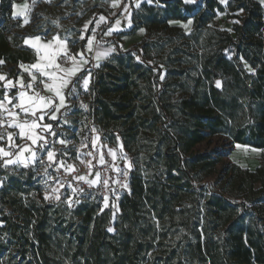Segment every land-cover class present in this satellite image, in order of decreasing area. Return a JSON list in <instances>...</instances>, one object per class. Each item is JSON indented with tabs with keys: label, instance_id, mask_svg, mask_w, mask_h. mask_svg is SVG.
I'll return each instance as SVG.
<instances>
[{
	"label": "trees",
	"instance_id": "trees-1",
	"mask_svg": "<svg viewBox=\"0 0 264 264\" xmlns=\"http://www.w3.org/2000/svg\"><path fill=\"white\" fill-rule=\"evenodd\" d=\"M16 1L0 0V61L14 64L13 79L16 65L36 59ZM219 13L231 30L211 25ZM191 18L189 32L173 24ZM132 22L121 35L145 28V37L90 70L88 110L70 113L130 156L118 210L94 198L49 202L35 166L18 176L0 169V264H264L262 4L150 0ZM213 135L262 149L261 165L218 170L220 153L195 149Z\"/></svg>",
	"mask_w": 264,
	"mask_h": 264
},
{
	"label": "rangeland",
	"instance_id": "rangeland-1",
	"mask_svg": "<svg viewBox=\"0 0 264 264\" xmlns=\"http://www.w3.org/2000/svg\"><path fill=\"white\" fill-rule=\"evenodd\" d=\"M144 1L150 2V0H50V2L48 0H26L28 8L23 13V30L21 33L31 38L28 41H32L36 47L45 45V41L50 40L59 43L67 42L71 47V51L66 52L67 56L64 53L60 54L59 57L57 56L58 62L68 64L71 61L68 57L81 59L79 53L83 52L84 59L87 60L84 67L87 73V71L95 68L97 64L100 65L104 60L108 59L114 52L128 50L137 45L145 37V28H142L143 30H137L130 35H121V33L117 32H127L132 28L133 13ZM137 5L139 6L137 7ZM101 17L104 19H101ZM25 20L28 22L25 23ZM117 21H119L118 25ZM231 22L224 14L218 16L214 24L217 26H230L231 28ZM109 31H111V35L107 34ZM82 35L84 39H81ZM36 37L40 39L36 40ZM54 37H59V40H54ZM89 38H92L91 50H88L86 47V42ZM109 49H114V51L109 52ZM106 52L108 54L106 56L103 55ZM1 61L3 63L0 64V75H3L5 79L0 80V90L5 89L4 84L8 80L13 79L9 78V76L11 67L14 66V64L7 60ZM23 64L21 63L15 66L18 73H20V68ZM247 68L249 69L250 67L247 66ZM29 76V74H26L27 78ZM36 78V82L33 85L34 91L44 93L46 76L39 74ZM73 88L75 89L74 91ZM82 91L83 88L79 87L75 82L68 85L67 107L63 111L62 116L53 120L51 123L52 130L56 133V136H50L46 132L43 133L51 142L48 148L55 153V161L64 160L66 165H73L75 171L66 172L63 168L56 171V163H51V166H49L50 162L48 158H42L40 156L39 162L35 166L34 180L43 188L44 196L47 194L50 197L47 199L49 202L63 203L72 208L84 200L94 198L101 204L102 208H106L104 206V198L107 197V207L118 210L119 201L126 188L122 187L120 183L114 182L117 181L116 176L119 172L117 169L121 170L127 167V175H124L126 178L124 184L127 185L133 164L129 154L118 147L117 144L119 142L114 145L109 144L108 149L104 148L103 155L106 158L105 163L103 165L98 163L99 147L97 143L96 147H93L95 138L100 137L97 131L92 130L90 133H86L83 124L84 118L81 116H70L68 114V110L72 109L68 108L70 105H74L73 108L86 110L87 99L82 94ZM13 92L14 90L10 91L11 97H14L15 93ZM5 131V126L0 127V137H3L0 143H3L5 139ZM75 134L77 136H74ZM57 139H62L65 143H55ZM109 149L115 152V158L109 155ZM195 149L197 151L214 150L220 153L222 159L217 166L218 170L222 169L224 163H235L242 168L255 170L261 165L263 157L262 149L234 143L224 135H213L206 141L199 143ZM39 150L41 153H45L48 149L46 148L43 151L41 149ZM89 150H93L95 153L94 157L90 160L87 159ZM65 152L67 155H63ZM89 161H91V166L88 163ZM129 164L131 165L130 167ZM88 167L89 169L85 171L84 168ZM101 167H107L109 169V183L103 193L96 191L95 194H91L89 192H94L99 187V184L89 187L87 182L74 179L76 176H85L87 178L86 175H90L91 170H96L100 173ZM20 168L19 166L5 165L2 163L0 157V169L8 175H21ZM217 176L218 173L210 177L209 180L214 181ZM3 179L4 176L0 175V188L3 185ZM57 181H59V184ZM60 184H63V187H60ZM53 188L59 189L58 193H56L60 196L59 200L54 198L55 194L52 193ZM73 189L77 190L75 195L72 194ZM80 189H83V191H80ZM68 199L72 201L71 205L66 202Z\"/></svg>",
	"mask_w": 264,
	"mask_h": 264
},
{
	"label": "snow or ice",
	"instance_id": "snow-or-ice-1",
	"mask_svg": "<svg viewBox=\"0 0 264 264\" xmlns=\"http://www.w3.org/2000/svg\"><path fill=\"white\" fill-rule=\"evenodd\" d=\"M48 2H50V0H48ZM186 3L191 2V0H185ZM221 3H226V0H221ZM139 5H137L138 7ZM242 11V9H241ZM101 19H104L103 17H101ZM28 21L25 20V23H27ZM130 23V22H129ZM189 23H191L189 21ZM234 23H239V21H234ZM119 24V21H117V25ZM87 27V26H85ZM108 35H111V31H109L107 33ZM36 40H39V37L35 38ZM54 40H59V37H54ZM81 39H84V36H81ZM91 46H92V38H89L86 42V47L88 50H91ZM42 47L45 49L44 52V59L47 60V64L42 66L39 63L32 65L31 67L36 69L42 76H47L49 78V80L51 81V83H46L45 87L51 91L53 93V96L51 97H44L41 96L39 93L34 92L32 95H27V92L24 91L23 89L25 88V85L23 83V79L22 77L19 78L17 80V83L19 84L20 87V91L17 93V95L15 97H8L7 95V91L10 90L14 85L13 82L11 80L7 81V83L4 84V88H5V93L3 97H0V114L3 113H7L8 117H13L14 119L12 120H8V127H15L17 129H19V136L21 139H24L26 137L27 140L31 141L32 145H36L38 142H40V149L43 151L46 148L48 149L46 151V155L48 158V161L50 162L49 166H51V163H56L57 167H56V171H59L61 168H63L66 172H73L75 171V167L73 165H66L64 160H60V161H55L54 157H55V153L48 148V145L51 143L46 136L43 135V133H48V135L50 136H56V133L52 130V125L51 124H43V123H38V122H42L44 120L45 115L48 116L49 120H56L57 116L56 113L60 111V108L64 106L65 104V97L61 91V89L63 87H66L67 84L69 83V80L64 77V76H58L56 71H46V68H52L55 67L57 70L59 71H64L62 69L59 68V65H56L55 62V57L58 55V53L56 52H52L49 53L47 50L51 47V43L49 44H45L42 45ZM40 49L37 48V52H39ZM110 51H114V49H109ZM108 53H103V55H107ZM65 56H67V53H64ZM79 55L81 56V59L83 61V63H87V60L84 59V53L81 52L79 53ZM68 59H72L74 61V67L68 71V75L70 76L71 74H74L75 71H78V66H76V62H75V57H68ZM137 59H139L137 57ZM3 61H0V64H2ZM97 67H99V65H96ZM26 71L28 69H25ZM249 71H252V69L249 68ZM29 75L31 76V81L28 83L27 88L31 89L32 88V81H35L36 77L34 75H32L31 72H29ZM91 78V72L89 71L87 73V76L85 78H83V88L85 90L88 89V84H89V79ZM5 77L3 75H0V80H4ZM43 83V81H42ZM217 87L220 86V82L217 81ZM75 89L73 88V91ZM27 97V98H26ZM15 99L17 100V103L12 104V100ZM12 104V109L8 108V105ZM86 107V106H85ZM19 108L20 111L22 113L25 114V116L27 117L28 115H31L32 117H34V119H32L31 121H29L27 118L22 122V123H18L16 122V119L19 116V113H16L14 111V109ZM37 112L40 113L39 116H37ZM5 123V120L0 118V127H3ZM39 128L40 131L36 132L35 129ZM28 130L27 133L25 130ZM94 131V130H93ZM0 139H3V137H0ZM8 139L11 141L12 139V134L9 133L8 134ZM99 140V137H96L95 140L93 141V147H96V141ZM55 143H65L64 140L62 139H57L55 141ZM12 146L14 147H19L17 145L12 144ZM85 147H87V145H85ZM102 147L101 149H98V155H99V159H98V163L100 165H103L105 163L104 161V156H103V151H102ZM28 152L30 153V155L28 157H24V153ZM0 155H2L3 157H9L12 155L11 152H6L4 151L2 148H0ZM63 155H67V153H63ZM87 155L91 156L92 153L89 152L87 153ZM109 155L113 156V158H115V152L112 151L111 149H109ZM36 159V153L34 151H32L31 146L30 145H25L20 153H18L16 155V159H8L4 161L5 165L8 164H13V163H23L25 167L28 166L29 163H33ZM83 162V161H81ZM89 165L91 166V161L88 162ZM131 165L129 164V167ZM117 171H120L119 169H117ZM124 175H127V172H124ZM75 180H83L85 182L88 183L89 187H92L93 185L100 183L101 179H100V173L96 172L95 174V179L92 180H88L85 176H76L74 177ZM116 183H120V181H114ZM57 183L59 184V181H57ZM103 186L105 188L108 187V179H104L102 181ZM122 187H127L126 184H122ZM60 187H63V184H60ZM59 189L58 188H53L52 189V193L55 194L54 198L56 200L60 199V196L56 193H58ZM76 189H73L72 194L75 195L76 194ZM80 191H83V189H80ZM50 197L46 194L45 195V199H49ZM67 203H69V205H71L72 201L70 199H68L66 201ZM104 206L107 207L108 203H107V197L104 198ZM109 231H112V229H109Z\"/></svg>",
	"mask_w": 264,
	"mask_h": 264
},
{
	"label": "crops",
	"instance_id": "crops-1",
	"mask_svg": "<svg viewBox=\"0 0 264 264\" xmlns=\"http://www.w3.org/2000/svg\"><path fill=\"white\" fill-rule=\"evenodd\" d=\"M183 1L185 2V0H183ZM218 1L221 3V0H218ZM229 1H230V0H226V3H221V4L224 5V6H226V5L228 4ZM257 1H259V2L262 4L263 8H264V0H257ZM195 2H196V0H191V2H188V4H194ZM185 3H186V2H185ZM27 8H28V6H27V2H26V0H20V1H16V2H14V4H13V17H14V18H22V19H23V16H24L23 13H25V11H27ZM224 14H225V13H219L218 16H220V15H224ZM225 15H226V14H225ZM218 16H217V17L211 22V25H213V26H215V27H218V28H223V29L231 30V28H232V22H231V28H230V26H229V27H227V26H217V25L214 24V22H215V20L218 18ZM226 16H227V15H226ZM189 21H190L191 23H189ZM174 24H178V25L182 26L186 31H190L191 28H192V25H193V19L191 18V19H189V20L186 21V22H183V21H176V22H174ZM139 30H143V29L140 28ZM117 32H118V33H122L123 31H117ZM144 32H145V31H144ZM28 39L30 40L31 38L26 37V38H25V43L28 44L29 46H31V47L35 50L36 59H35L32 63H24V64L21 66V68H20L21 71H20V73H18V76H16L15 79H10V80L13 82V85H14L10 90L7 91V95H8V97H10V98H11L10 91L14 90L13 93H15V94H14V97H15V96L17 95V93L21 90L20 87H19V84L17 83V80H18L19 78H21V77H22V79H23V83H24V85H25V88H24L23 90L27 92V95H29V96L32 95V94H33V91H34V89H33V85H34V83L36 82V79H37V78L35 79V81H32V88L29 89V88H27V85H28V83L31 81V76H29V78H27V77H26V74H29V72H31L32 75H34V76L36 77V76L39 75L40 73H39L36 69L32 68L31 66L34 65V64H37V63H39V64L42 65V66H44V65L47 64V60L44 59V52H45V49H44L41 45L38 46V47L34 46L33 42H32V41H28ZM45 43H46V44L51 43V47H50L47 51H48L49 53H52V52H56V53H58V55H57L58 57H59V55L62 54V53H65V52H67V51H68V52L71 51V49H70L71 47L67 44V42H65V43H59V42H57V41L50 40V41H45ZM38 44H39V43H38ZM37 48L40 49L39 52H37ZM57 56L55 57V62H54V63H55L56 65H59V68L62 69V70H64V71H59V70H57L55 67H52V68H46L45 70H46V71H56V73H57L58 76H64V77H66V78L69 80V83L67 84V86H66V87H63V88L61 89V91H62V93H63V95H64V97H65V104H64L63 107L60 108V111L56 113V116H57V119H58V117L62 116L63 111L66 109L67 104H68V95H67V88H68V85H70L72 82H75V83H76L77 78L81 75V73H82L83 71H85V69H84V67H85V63H83V61H82L81 59H79V58H75L76 66H78V69H79V70H78V71H75L74 74H71V75L69 76V75H68V71L71 70V69L74 67V61L71 59V61H69L68 64H61V63L58 62V60H57ZM25 69H28V70L26 71ZM88 72H89V71H87V73H88ZM86 76H87V74H86L83 78H85ZM83 78L78 82L79 87H82V88H83V86H82V85H83ZM8 81H9V80H8ZM91 81H92V74H91V78L89 79L88 89L90 88ZM6 83H7V82H6ZM46 83H51V81L49 80V78H48L47 76H46V81H45V83H44L45 91H44V93H39V94H40L41 96H44V97H51V96H53V93H52L51 91H49V90L45 87V84H46ZM88 89H87V90H88ZM87 90H85V89L83 88V91H87ZM34 92H35V91H34ZM3 96H4V95H3ZM26 98H27V97H26ZM15 103H17V100L13 99V100H12V104H15ZM12 104H9V105H8V108H9V109H12ZM14 111H15L16 113H19V116H18L17 118H15V119H16V122H18V123H22L26 118H27L29 121H31L32 119H34V117H32L31 115H28V116L26 117L25 114L22 113V112L20 111L19 108L14 109ZM66 112H67V110H66ZM39 115H40V113L37 112V116H39ZM0 118H2V119L5 120V123H4L3 126H5V128H6V131H5L6 133H4V134H5V139H4L3 143H0V148H2V149H3L4 151H6V152H11V153H12V155L9 156V157H3L2 155H0L1 159L3 160V163H4L5 160H8V159H13V160H15V159H16V155H17L18 153H20L21 149H22L25 145H30L32 151H34V152L36 153V159H35V161H34L33 163H29L27 167H30V166H36V164L39 162V158H40V156H42V158H47L46 152H45V153H41L40 150H39V149H40V142H38L36 145H32V144H31V141H30V140H27L26 137H25L24 139H21V138H20V136H19V129H17V128H15V127H8V123H7V122H8V120H12V119H14L13 117H8V116H7V113H3V114H0ZM52 121H53V120H49L48 116L45 115L44 120H43L42 122H38V123L51 124ZM25 131H26V133H27L28 130L26 129ZM35 131H36V132H39L40 129L37 128V129H35ZM9 133L12 134V139H11V141L8 139V134H9ZM97 134L100 136V137H99V140L96 141V143H97L99 149H101V146H103V147H102V151H103L104 148H105V149H106V148L108 149V147H109V143H106V142L102 141V136H101V134H100L99 132H97ZM43 135H44V134H43ZM0 140H1V139H0ZM13 142H14L15 145H17V146H19V147H14V146H12ZM117 145H118L119 148H121V149L123 150V148H122V144H121L120 141H119V143H118ZM123 151H124V150H123ZM124 152H125V151H124ZM29 155H30V153H28V152H25V153H24V157H28ZM103 156H104V155H103ZM43 160H44V159H43ZM105 160H106V158H105V156H104V161H105ZM12 165H14V166H19V167H25L23 163H13V164H8L7 166H12ZM96 172H97L96 170H91V171H90V175H86V176H87V179H88V180L95 179V174H96ZM97 184H99V183H97Z\"/></svg>",
	"mask_w": 264,
	"mask_h": 264
},
{
	"label": "built area",
	"instance_id": "built-area-1",
	"mask_svg": "<svg viewBox=\"0 0 264 264\" xmlns=\"http://www.w3.org/2000/svg\"><path fill=\"white\" fill-rule=\"evenodd\" d=\"M74 107V105H70L68 108L70 109V108H72V109H70V110H68V114L70 115V116H72V114H70L71 113V111L72 110H76V109H78V108H73ZM88 110V105L86 106V110L85 111H87ZM73 116H76L77 117V115L76 114H74ZM88 123H90V121L88 122ZM76 135V134H75ZM74 135V136H75ZM89 152H91L92 153V155L91 156H89V155H87V159L88 160H90L91 158H93L94 157V155H95V153H94V151L93 150H89ZM90 167V166H89ZM89 167L88 168H84L85 169V171H87V169H89ZM124 172H127V167H124L123 169H121L118 173H117V176H116V179L118 180V181H120V184L122 185V184H124L125 182H126V178H125V176H124ZM100 179H101V182L99 183V187L98 188H96L95 190H97L98 192H104L105 191V187L103 186V183H102V181L104 180V179H108V183H109V169L107 168V167H101L100 168Z\"/></svg>",
	"mask_w": 264,
	"mask_h": 264
}]
</instances>
